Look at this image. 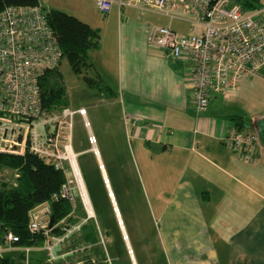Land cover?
<instances>
[{
  "label": "crops",
  "instance_id": "0c3cea01",
  "mask_svg": "<svg viewBox=\"0 0 264 264\" xmlns=\"http://www.w3.org/2000/svg\"><path fill=\"white\" fill-rule=\"evenodd\" d=\"M259 3L264 8V0ZM38 6L64 12L94 29L90 12H85L96 8L94 0H38ZM113 8L106 17L118 21L114 63L101 58L91 64L92 76L101 80L97 88L114 95L109 104L119 105V126L97 132L109 145L117 189L125 192L134 186L149 202L157 235L154 262L264 264V134L258 130L264 113L254 89V81L264 82V67L258 73L263 77L242 79L237 88L214 96L205 111L197 112L186 64L146 41L151 27L179 31L168 21L157 25L156 18L164 16ZM247 85L246 92L254 90L250 103L245 102ZM233 128L258 133L255 161L248 162L225 143ZM108 186L112 194L109 181ZM117 215L124 228L119 209ZM125 244L132 257L128 240ZM22 248L4 254H22L24 262Z\"/></svg>",
  "mask_w": 264,
  "mask_h": 264
},
{
  "label": "built area",
  "instance_id": "2783aa9c",
  "mask_svg": "<svg viewBox=\"0 0 264 264\" xmlns=\"http://www.w3.org/2000/svg\"><path fill=\"white\" fill-rule=\"evenodd\" d=\"M94 2L103 15L114 6L119 11L132 8L140 14L154 13L188 21L197 27V33L183 35L169 27L155 26L146 37L150 47L163 50L175 62L186 64L192 84L191 103L197 112L205 111L214 96L237 88L242 79L256 75L264 67V21L258 17L260 11L247 12L233 0ZM47 13L48 10L39 6H8L0 12V153L34 155L63 175L64 181L51 199L68 202L71 211L53 224L49 204L37 205L29 212L28 229L31 234L43 236L38 249L45 253L49 264H85L84 256L73 262L69 255L88 249L79 244L70 245L82 227L95 220L77 164L78 154L71 144L72 117L79 114L85 120L86 112L84 108L47 111L42 107L39 80L62 60L59 42L47 23ZM85 126H88L86 121ZM260 141L256 131L242 134L233 128L225 143L245 160L253 162ZM88 142L98 157L92 134ZM103 179L108 188L106 177ZM109 196L112 201V194ZM4 242L0 257L15 251L19 238L9 232ZM33 247L22 248L25 264H29ZM107 259L106 254V263L110 264Z\"/></svg>",
  "mask_w": 264,
  "mask_h": 264
},
{
  "label": "rangeland",
  "instance_id": "374dc122",
  "mask_svg": "<svg viewBox=\"0 0 264 264\" xmlns=\"http://www.w3.org/2000/svg\"><path fill=\"white\" fill-rule=\"evenodd\" d=\"M113 9L115 10V8H112V10ZM257 11H260L258 17L263 19L264 8L260 3ZM85 12H90L89 16L92 19L91 25L94 30L98 31L99 35L98 50H90L88 52L89 62L98 64L101 58H105L109 60L110 63H114L116 55L112 47L115 41V31L118 21L113 18L107 19L106 15L101 14L95 7H88ZM168 19L159 17L158 19L156 18L155 22L157 25L171 24L180 34H193L197 31V27L191 25L188 21L176 19L170 23V19ZM58 69L66 89L68 100L67 107L71 110H77L83 107L84 110H86L85 120L79 114L72 117L71 144L74 152L78 154L77 164L95 216V220L90 223L94 226L93 231L95 228L97 232L96 242H79V245L86 248L88 247V249H85L83 253L71 254L69 258L75 262L84 256L90 259L91 264H99L101 258L99 255L95 254L94 249L101 247L107 254L110 264H158L154 262L156 260L154 244L157 240V235L151 228V218L147 209L149 202L143 199L144 192L141 189H135L134 186L125 192H121L117 189V185L113 178L114 170L112 167L110 168L109 145L102 142V136L97 132L99 129L103 131L118 129L120 118L119 105L109 104L114 95L106 93L105 90L100 87L99 89L97 87H90L84 82L83 75L91 76V78L94 79V77H92L93 69L92 72L87 70L83 75H75L65 59L61 60ZM109 69L112 71L113 67ZM257 76L263 77V75L259 74ZM106 83L110 86L112 85L110 80L106 81ZM254 85L255 98L259 99L260 108L264 113V82L261 80L254 81ZM249 87L250 85H247V88L244 90L246 103L252 101V92L254 91L251 89L246 92ZM85 121L88 123V126H85ZM258 130L264 134V122L258 126ZM89 134L95 137L98 157L95 156L90 149L91 146L88 142ZM1 172L3 173L0 174V182H5L9 179L8 182L11 183L16 176L14 172L10 170L4 169ZM103 174H105L109 181L115 202L113 200L111 201L108 188L104 185ZM139 196H141L142 199L139 200ZM78 202L76 201L78 208H80V203ZM145 202L147 203L146 206ZM117 208L119 209L122 219L121 223L122 225L124 224L126 233H122L123 228L121 224L118 223L119 220L116 216L118 213ZM83 223L85 222H81V224ZM87 224L88 223H86V225ZM127 240L132 250V257L125 244ZM56 255H58V253L55 254V256ZM42 258L44 259L42 260L44 263H48L45 253L39 250L38 246L33 247L29 255L30 263L33 264ZM92 260H94V262H92ZM86 261L87 260L84 259V262ZM23 264H25V261Z\"/></svg>",
  "mask_w": 264,
  "mask_h": 264
},
{
  "label": "trees",
  "instance_id": "16d2710c",
  "mask_svg": "<svg viewBox=\"0 0 264 264\" xmlns=\"http://www.w3.org/2000/svg\"><path fill=\"white\" fill-rule=\"evenodd\" d=\"M233 1L239 3L247 12L257 11L259 5V0ZM8 6L36 7L38 0H0V12ZM47 23L59 42L62 59L68 62L71 71L75 75H83L87 70L92 72L88 52L99 46L98 31L77 18L57 10L48 11ZM59 66L45 72L39 80L41 104L47 111L67 107L68 104ZM83 80L90 87H98L101 83V80H95L86 75H83ZM233 120L238 123L235 118ZM4 169L14 172L16 176L11 183L8 182V178V180L4 179L5 182H0V246L4 245V236L9 232L19 238L16 246H38L43 243L44 238L39 233L29 232V212L37 205L48 203L53 224L66 217L71 211V205L64 200L51 199L52 195L59 191L64 177L43 160L31 154L15 156L0 153V174ZM93 227L90 222L85 224L80 235L71 242L70 247L79 242H96L97 232L95 228L93 231ZM58 233L59 231L56 230V234ZM94 252L101 258L99 264H107L106 254L101 247L95 248ZM85 259L87 260L85 264H91L90 259L86 257ZM0 264H23V255L4 254L0 257ZM33 264L49 263L37 261Z\"/></svg>",
  "mask_w": 264,
  "mask_h": 264
},
{
  "label": "water",
  "instance_id": "95a60500",
  "mask_svg": "<svg viewBox=\"0 0 264 264\" xmlns=\"http://www.w3.org/2000/svg\"><path fill=\"white\" fill-rule=\"evenodd\" d=\"M117 216V218H118V220H119V216L118 215H116Z\"/></svg>",
  "mask_w": 264,
  "mask_h": 264
},
{
  "label": "flooded vegetation",
  "instance_id": "af4514ba",
  "mask_svg": "<svg viewBox=\"0 0 264 264\" xmlns=\"http://www.w3.org/2000/svg\"><path fill=\"white\" fill-rule=\"evenodd\" d=\"M119 223V222H118ZM121 229V228H120ZM124 229V228H123ZM122 231V230H121Z\"/></svg>",
  "mask_w": 264,
  "mask_h": 264
}]
</instances>
